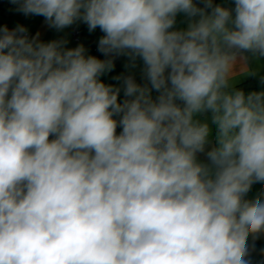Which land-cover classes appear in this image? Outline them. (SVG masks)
<instances>
[{
  "label": "clouds",
  "instance_id": "9594fccd",
  "mask_svg": "<svg viewBox=\"0 0 264 264\" xmlns=\"http://www.w3.org/2000/svg\"><path fill=\"white\" fill-rule=\"evenodd\" d=\"M10 2L58 30L99 27L98 51L139 58L148 83L124 78L121 103L99 79L113 59L0 28V264H252L264 91L233 83L264 58V0Z\"/></svg>",
  "mask_w": 264,
  "mask_h": 264
},
{
  "label": "crops",
  "instance_id": "0c3cea01",
  "mask_svg": "<svg viewBox=\"0 0 264 264\" xmlns=\"http://www.w3.org/2000/svg\"><path fill=\"white\" fill-rule=\"evenodd\" d=\"M194 3L199 7H203L201 0H194ZM214 5H221L224 7H234V0H213ZM18 5L13 4L10 0H3L0 2V28L7 26L9 30H13L17 25H22L27 28V33L32 37H37L40 42L48 43L52 41L64 42L63 47L65 49H73L79 46H83L85 49L86 56H95L100 60L113 59L114 68L111 71L105 72L99 77V79L106 85L119 87L121 89L118 96V101L123 102L126 97L124 95L123 79L132 76L138 84H147V80L144 76V65L143 61L137 58L134 65L131 59L126 55L121 56H105L103 53L98 51L99 40L105 35L99 27L94 31H89L88 25L82 20H77L72 25L65 27L64 29H56L50 27L46 22L45 17L39 15H25L24 13L17 11ZM211 12V9H208ZM198 19V17L196 18ZM190 18L184 13H178L176 16V23L173 30H186L190 23ZM74 27H79L83 31L82 39L80 43H75L72 38V30ZM29 38V39H31ZM250 56L249 66L254 70V75L239 78L233 83L235 89L243 90L246 94L253 91H264V58H251ZM237 71H239V65H237ZM120 79H117V78ZM153 99H155L159 93L155 90L151 92ZM128 99H131L128 97ZM177 103H181L177 101ZM114 119H119L118 116H114ZM196 119L202 122H208L212 129L210 135V144L207 146L206 151L210 150L215 143L216 130L215 125L211 124V113L198 114ZM121 128H117V133L121 131ZM52 139V137H50ZM198 160L207 163V157L205 153L198 154ZM264 191V184L256 183L252 186L245 199L253 200L257 196L262 194ZM264 198V197H262ZM255 245L254 250L252 245ZM248 245L250 249V256L252 264H264V234H261L258 239L253 240L250 235L248 238Z\"/></svg>",
  "mask_w": 264,
  "mask_h": 264
},
{
  "label": "trees",
  "instance_id": "16d2710c",
  "mask_svg": "<svg viewBox=\"0 0 264 264\" xmlns=\"http://www.w3.org/2000/svg\"><path fill=\"white\" fill-rule=\"evenodd\" d=\"M2 1H3V0H2ZM2 1H0V2L2 3ZM74 30H78V31H79L78 40H75V38H74V34H73V31H74ZM26 34L28 35L29 38H31V35H30V34H28V33H26ZM82 35H83V31L81 30V28H79V27H74V28H73V30H72V38H73V41H74L75 43H80V42H81Z\"/></svg>",
  "mask_w": 264,
  "mask_h": 264
},
{
  "label": "built area",
  "instance_id": "2783aa9c",
  "mask_svg": "<svg viewBox=\"0 0 264 264\" xmlns=\"http://www.w3.org/2000/svg\"><path fill=\"white\" fill-rule=\"evenodd\" d=\"M0 1H2V0H0ZM73 34H74L75 40H78L79 31L78 30H74Z\"/></svg>",
  "mask_w": 264,
  "mask_h": 264
}]
</instances>
